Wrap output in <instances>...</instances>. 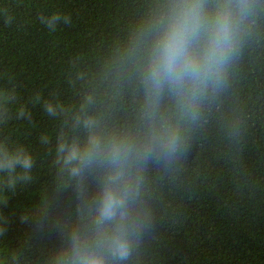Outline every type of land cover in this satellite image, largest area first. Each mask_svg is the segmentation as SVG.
<instances>
[{
  "label": "trees",
  "instance_id": "1",
  "mask_svg": "<svg viewBox=\"0 0 264 264\" xmlns=\"http://www.w3.org/2000/svg\"><path fill=\"white\" fill-rule=\"evenodd\" d=\"M161 3L0 0V264H59L85 219L72 149L144 142L140 67ZM162 111L185 143L134 169L146 220L127 264H264V11L198 119L174 100ZM104 172L85 168L90 196Z\"/></svg>",
  "mask_w": 264,
  "mask_h": 264
},
{
  "label": "clouds",
  "instance_id": "2",
  "mask_svg": "<svg viewBox=\"0 0 264 264\" xmlns=\"http://www.w3.org/2000/svg\"><path fill=\"white\" fill-rule=\"evenodd\" d=\"M262 11L264 0H162L140 67L144 142L93 136L89 148L70 151L69 162L80 161L71 175L78 178L74 191L85 219L68 232L59 264H127L146 220L134 169L153 155L175 156L185 143L180 124L162 111L163 102L174 100L184 117L198 119L205 98L226 86L246 29ZM94 160L105 172L90 196L83 173ZM24 163L29 166L30 158Z\"/></svg>",
  "mask_w": 264,
  "mask_h": 264
}]
</instances>
